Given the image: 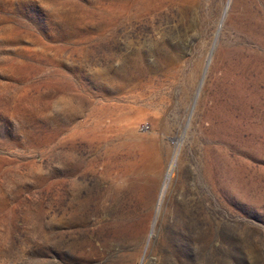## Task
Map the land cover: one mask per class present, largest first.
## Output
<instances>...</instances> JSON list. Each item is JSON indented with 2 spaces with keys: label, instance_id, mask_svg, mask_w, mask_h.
<instances>
[{
  "label": "rangeland",
  "instance_id": "1",
  "mask_svg": "<svg viewBox=\"0 0 264 264\" xmlns=\"http://www.w3.org/2000/svg\"><path fill=\"white\" fill-rule=\"evenodd\" d=\"M0 264H264V0H0Z\"/></svg>",
  "mask_w": 264,
  "mask_h": 264
},
{
  "label": "bare ground",
  "instance_id": "2",
  "mask_svg": "<svg viewBox=\"0 0 264 264\" xmlns=\"http://www.w3.org/2000/svg\"><path fill=\"white\" fill-rule=\"evenodd\" d=\"M170 171V169L167 171V174H166V179H168L169 178V172Z\"/></svg>",
  "mask_w": 264,
  "mask_h": 264
}]
</instances>
